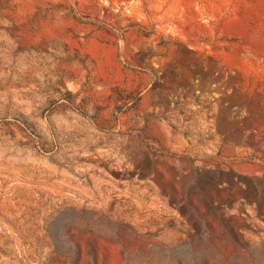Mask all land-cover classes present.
<instances>
[{"label":"rangeland","instance_id":"obj_1","mask_svg":"<svg viewBox=\"0 0 264 264\" xmlns=\"http://www.w3.org/2000/svg\"><path fill=\"white\" fill-rule=\"evenodd\" d=\"M0 264H264V0H0Z\"/></svg>","mask_w":264,"mask_h":264}]
</instances>
